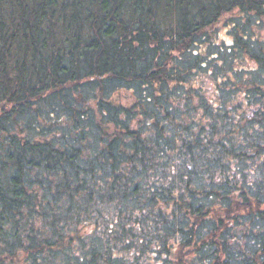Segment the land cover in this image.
Segmentation results:
<instances>
[{
    "label": "trees",
    "instance_id": "trees-1",
    "mask_svg": "<svg viewBox=\"0 0 264 264\" xmlns=\"http://www.w3.org/2000/svg\"><path fill=\"white\" fill-rule=\"evenodd\" d=\"M0 264H264V0H0Z\"/></svg>",
    "mask_w": 264,
    "mask_h": 264
},
{
    "label": "rangeland",
    "instance_id": "rangeland-1",
    "mask_svg": "<svg viewBox=\"0 0 264 264\" xmlns=\"http://www.w3.org/2000/svg\"><path fill=\"white\" fill-rule=\"evenodd\" d=\"M228 15L227 16H224L221 21L219 22L218 26H217V31H218V39L223 43V44H226V45H230L231 42H232V38L229 34V31H228V28H229V24H228ZM245 66H248V65H245ZM238 67V66H236ZM122 96H125V95H122ZM42 123H39V127L40 128H48V122L45 123L44 121H41ZM48 133V131H47ZM35 139H41L39 136H36L35 135Z\"/></svg>",
    "mask_w": 264,
    "mask_h": 264
}]
</instances>
